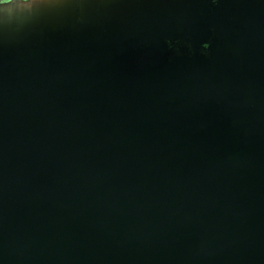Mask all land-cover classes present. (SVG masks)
I'll return each mask as SVG.
<instances>
[{
    "label": "water",
    "instance_id": "obj_1",
    "mask_svg": "<svg viewBox=\"0 0 264 264\" xmlns=\"http://www.w3.org/2000/svg\"><path fill=\"white\" fill-rule=\"evenodd\" d=\"M0 264H264V0L0 21Z\"/></svg>",
    "mask_w": 264,
    "mask_h": 264
},
{
    "label": "crops",
    "instance_id": "obj_2",
    "mask_svg": "<svg viewBox=\"0 0 264 264\" xmlns=\"http://www.w3.org/2000/svg\"><path fill=\"white\" fill-rule=\"evenodd\" d=\"M113 0H11L7 7L0 8V21L13 23L25 20L64 18L87 14L97 6L111 4Z\"/></svg>",
    "mask_w": 264,
    "mask_h": 264
},
{
    "label": "flooded vegetation",
    "instance_id": "obj_3",
    "mask_svg": "<svg viewBox=\"0 0 264 264\" xmlns=\"http://www.w3.org/2000/svg\"><path fill=\"white\" fill-rule=\"evenodd\" d=\"M210 42L211 39H209L206 43L196 45L190 39L174 41L172 42V44H170L169 59L182 54L192 55L196 50H198L200 54H204L207 56V46Z\"/></svg>",
    "mask_w": 264,
    "mask_h": 264
},
{
    "label": "clouds",
    "instance_id": "obj_4",
    "mask_svg": "<svg viewBox=\"0 0 264 264\" xmlns=\"http://www.w3.org/2000/svg\"><path fill=\"white\" fill-rule=\"evenodd\" d=\"M11 2V0H0V8L7 7V5ZM215 3V0H213Z\"/></svg>",
    "mask_w": 264,
    "mask_h": 264
}]
</instances>
